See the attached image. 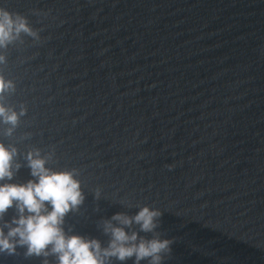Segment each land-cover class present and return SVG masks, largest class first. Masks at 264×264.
Returning a JSON list of instances; mask_svg holds the SVG:
<instances>
[{
    "label": "water",
    "instance_id": "95a60500",
    "mask_svg": "<svg viewBox=\"0 0 264 264\" xmlns=\"http://www.w3.org/2000/svg\"><path fill=\"white\" fill-rule=\"evenodd\" d=\"M0 264H264V0H0Z\"/></svg>",
    "mask_w": 264,
    "mask_h": 264
}]
</instances>
